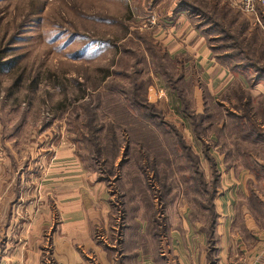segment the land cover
I'll return each instance as SVG.
<instances>
[{"label":"rangeland","instance_id":"rangeland-1","mask_svg":"<svg viewBox=\"0 0 264 264\" xmlns=\"http://www.w3.org/2000/svg\"><path fill=\"white\" fill-rule=\"evenodd\" d=\"M176 14L235 77L223 92L176 50L184 33L159 38ZM261 83L262 3L0 0V196L44 197L51 213L82 201L112 264H184L201 251L215 264L227 199L239 235L228 261L250 262L238 245L251 246L250 218L264 228V94L243 88ZM58 224L44 233L43 264L60 262Z\"/></svg>","mask_w":264,"mask_h":264},{"label":"crops","instance_id":"crops-1","mask_svg":"<svg viewBox=\"0 0 264 264\" xmlns=\"http://www.w3.org/2000/svg\"><path fill=\"white\" fill-rule=\"evenodd\" d=\"M177 19L181 22L184 21L183 17L181 18L179 14H176V22H171L169 27L158 30L159 38L165 34L176 36L175 32L177 31H179L178 35L184 33L186 38L176 50L186 48L190 55L194 54L205 78L211 81L214 89L217 88V93L223 92L226 86L235 80V77L225 67L216 63V59L209 51L207 41L193 30L188 20L180 24ZM173 40L176 41L172 38L168 42L172 43ZM243 89L264 94V83L255 88H252V85H244ZM10 188L11 184L7 186L6 190L10 191ZM41 190L44 191V186ZM233 202L226 199L222 203L224 207L222 209L224 231L222 232L224 235L218 262L215 264H231L227 258L230 251L228 240L229 238H239V235L236 234L232 236L229 230L234 220V214L231 210ZM18 203L20 200L16 201V193L13 197L0 196V224H4V234H2L3 238L1 237L2 240L0 241V264H43L44 233L56 216L59 224L56 231L54 230L53 251L57 259L60 260L59 264H90L84 258L86 254L78 252L77 246L84 248L85 251L97 250L100 253L99 261L101 264H112L110 255L107 252L103 253L102 249L95 246L91 240L89 214L82 201L70 198L66 202L60 200L57 207L54 206V213H51L47 206L44 208V197H41L37 202L28 200L20 203L22 212L16 208ZM249 232H253L250 236L251 246L247 248L239 243L238 247L242 249L243 254H247L245 257L250 262L264 264V228L254 225L252 218H250ZM235 242L237 243L238 239ZM203 254L201 251L197 257V262L191 261L184 264H206V256ZM159 259L161 260V257ZM133 264H156V262L137 258V262Z\"/></svg>","mask_w":264,"mask_h":264},{"label":"built area","instance_id":"built-area-1","mask_svg":"<svg viewBox=\"0 0 264 264\" xmlns=\"http://www.w3.org/2000/svg\"><path fill=\"white\" fill-rule=\"evenodd\" d=\"M247 1V8L250 9L252 12H254V4L256 2L258 3H262L264 5V0H246ZM239 264H253L252 262H248V261H242Z\"/></svg>","mask_w":264,"mask_h":264}]
</instances>
